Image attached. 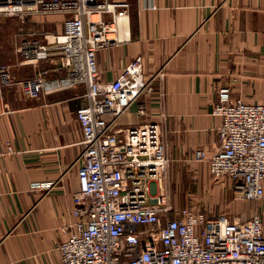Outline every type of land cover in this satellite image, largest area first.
Instances as JSON below:
<instances>
[{
  "label": "crops",
  "instance_id": "0c3cea01",
  "mask_svg": "<svg viewBox=\"0 0 264 264\" xmlns=\"http://www.w3.org/2000/svg\"><path fill=\"white\" fill-rule=\"evenodd\" d=\"M110 1L128 2L130 10L123 42L96 52L100 81L115 79L137 56L146 76L158 74L153 92L131 104L119 126L160 123L170 182L212 179L206 159L194 153L202 149L208 158L218 145L221 119L210 113L218 88L228 86L247 103L264 102V0ZM66 17L0 15V69L10 81L0 82V264H60L61 228L74 220L81 152L76 110L84 88L30 98L19 84L55 62L57 67V56L26 59L21 47L49 43L63 32ZM59 74L51 71L49 77ZM139 105L144 115H138ZM43 182L54 184L36 186ZM213 183L209 200L222 198L224 211H200L242 219L256 213L264 235V194L257 202L235 201L228 180Z\"/></svg>",
  "mask_w": 264,
  "mask_h": 264
},
{
  "label": "built area",
  "instance_id": "2783aa9c",
  "mask_svg": "<svg viewBox=\"0 0 264 264\" xmlns=\"http://www.w3.org/2000/svg\"><path fill=\"white\" fill-rule=\"evenodd\" d=\"M129 10L124 1L0 0L2 16L67 15L63 32L52 41L21 47L26 59L57 56V67L55 62L53 69L42 68L19 82L22 92L37 98L84 88V103L76 110L81 152L75 162L74 220L61 228L60 264H264L258 214L242 219L189 205L172 207L160 123L119 126L129 106L153 92L158 76H146L137 56L112 81L98 77L96 52L123 42ZM59 69L62 74L49 77ZM0 82H10L4 67ZM137 113L144 115L143 105ZM210 113L221 119L218 145L210 157L198 149L195 158L206 159L213 180L230 182L235 201H259L264 194V102L247 103L221 86ZM53 184L36 186L50 189Z\"/></svg>",
  "mask_w": 264,
  "mask_h": 264
},
{
  "label": "rangeland",
  "instance_id": "374dc122",
  "mask_svg": "<svg viewBox=\"0 0 264 264\" xmlns=\"http://www.w3.org/2000/svg\"><path fill=\"white\" fill-rule=\"evenodd\" d=\"M191 185L193 186V192H190ZM213 186V180L210 178L204 182L190 178L182 179V181L170 182L168 175L165 180V187L172 207L179 208L189 205L199 210L208 209L213 212H218L219 210L224 211V204L222 206L219 204L222 203V198L216 200L213 197L212 200H209V196L213 195ZM241 205H243V203H241Z\"/></svg>",
  "mask_w": 264,
  "mask_h": 264
}]
</instances>
